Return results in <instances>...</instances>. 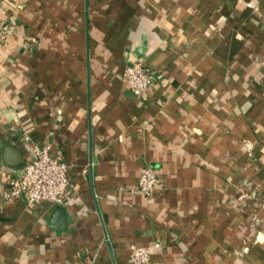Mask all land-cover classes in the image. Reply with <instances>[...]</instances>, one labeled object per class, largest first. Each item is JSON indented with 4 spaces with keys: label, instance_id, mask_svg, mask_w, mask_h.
Returning <instances> with one entry per match:
<instances>
[{
    "label": "crops",
    "instance_id": "obj_1",
    "mask_svg": "<svg viewBox=\"0 0 264 264\" xmlns=\"http://www.w3.org/2000/svg\"><path fill=\"white\" fill-rule=\"evenodd\" d=\"M0 21V264H264V0H1ZM34 143L69 163L63 205L3 200Z\"/></svg>",
    "mask_w": 264,
    "mask_h": 264
},
{
    "label": "built area",
    "instance_id": "obj_2",
    "mask_svg": "<svg viewBox=\"0 0 264 264\" xmlns=\"http://www.w3.org/2000/svg\"><path fill=\"white\" fill-rule=\"evenodd\" d=\"M7 30V23L0 21V42L6 38ZM154 77V72L144 62L127 64L122 74L133 93L142 99H145ZM159 184L155 168L151 165L143 166L138 176V190L150 195ZM71 190L69 163L62 157L53 155L50 145L34 143L31 158L26 161L22 175L11 182V189L4 193L3 200L21 198L30 206L43 202L63 205ZM130 263L151 264L149 248L133 244Z\"/></svg>",
    "mask_w": 264,
    "mask_h": 264
},
{
    "label": "water",
    "instance_id": "obj_3",
    "mask_svg": "<svg viewBox=\"0 0 264 264\" xmlns=\"http://www.w3.org/2000/svg\"><path fill=\"white\" fill-rule=\"evenodd\" d=\"M4 158L8 164L19 166L24 163L22 152L12 145H6L4 149ZM61 210V209H59Z\"/></svg>",
    "mask_w": 264,
    "mask_h": 264
}]
</instances>
